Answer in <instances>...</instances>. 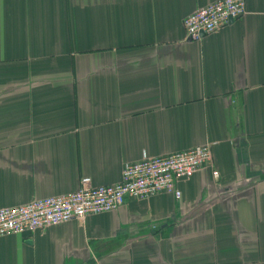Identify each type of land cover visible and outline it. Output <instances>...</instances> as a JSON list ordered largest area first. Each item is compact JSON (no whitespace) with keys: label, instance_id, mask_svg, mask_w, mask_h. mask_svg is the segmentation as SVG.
<instances>
[{"label":"crops","instance_id":"0c3cea01","mask_svg":"<svg viewBox=\"0 0 264 264\" xmlns=\"http://www.w3.org/2000/svg\"><path fill=\"white\" fill-rule=\"evenodd\" d=\"M0 0V209L210 145L213 165L111 213L0 238V264H264V0ZM218 173L217 177L212 172Z\"/></svg>","mask_w":264,"mask_h":264},{"label":"built area","instance_id":"2783aa9c","mask_svg":"<svg viewBox=\"0 0 264 264\" xmlns=\"http://www.w3.org/2000/svg\"><path fill=\"white\" fill-rule=\"evenodd\" d=\"M245 15V0H217L187 16L183 28L188 40L199 42ZM212 165L211 146L202 145L126 164L120 181L113 185L93 186L89 178H81L79 188L73 193L0 209V238L83 221L88 216L114 212L127 200H145L162 192L179 199L177 182L188 180ZM212 176L217 177L218 173L213 171Z\"/></svg>","mask_w":264,"mask_h":264}]
</instances>
